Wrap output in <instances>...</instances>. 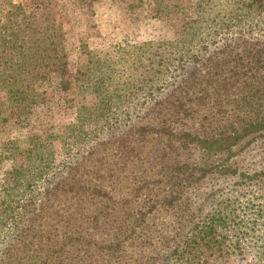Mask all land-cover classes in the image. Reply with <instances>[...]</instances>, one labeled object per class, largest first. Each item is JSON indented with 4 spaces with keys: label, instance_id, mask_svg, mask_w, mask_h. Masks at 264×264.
<instances>
[{
    "label": "trees",
    "instance_id": "16d2710c",
    "mask_svg": "<svg viewBox=\"0 0 264 264\" xmlns=\"http://www.w3.org/2000/svg\"><path fill=\"white\" fill-rule=\"evenodd\" d=\"M195 7L70 78L47 0H0L2 120L75 102L49 140L1 144L0 264L264 262V0Z\"/></svg>",
    "mask_w": 264,
    "mask_h": 264
},
{
    "label": "rangeland",
    "instance_id": "374dc122",
    "mask_svg": "<svg viewBox=\"0 0 264 264\" xmlns=\"http://www.w3.org/2000/svg\"><path fill=\"white\" fill-rule=\"evenodd\" d=\"M47 3L66 35L64 48L70 78L86 65L89 52L99 57L114 56L117 46L124 42L173 40L181 30L183 8L190 18L206 14L204 8L195 7L196 0H92L87 3L47 0ZM4 89L0 86L1 101L7 97ZM71 98L37 104L30 114L10 117L7 122L0 113V153L2 142L9 138L40 134L49 140L52 134L61 133L75 119V102ZM56 146L59 149L58 143ZM5 166L6 163L0 162V180ZM215 264L255 263L250 257H237L218 260Z\"/></svg>",
    "mask_w": 264,
    "mask_h": 264
}]
</instances>
